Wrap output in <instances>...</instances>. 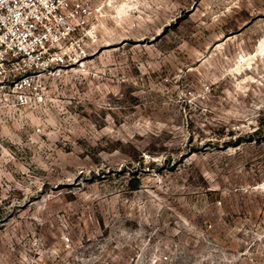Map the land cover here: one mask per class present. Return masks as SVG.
I'll return each mask as SVG.
<instances>
[{"label":"rangeland","instance_id":"obj_1","mask_svg":"<svg viewBox=\"0 0 264 264\" xmlns=\"http://www.w3.org/2000/svg\"><path fill=\"white\" fill-rule=\"evenodd\" d=\"M129 5L0 108V264H264V0Z\"/></svg>","mask_w":264,"mask_h":264},{"label":"built area","instance_id":"obj_2","mask_svg":"<svg viewBox=\"0 0 264 264\" xmlns=\"http://www.w3.org/2000/svg\"><path fill=\"white\" fill-rule=\"evenodd\" d=\"M125 3L133 0H0V108L25 107L44 76L83 67L103 21Z\"/></svg>","mask_w":264,"mask_h":264}]
</instances>
